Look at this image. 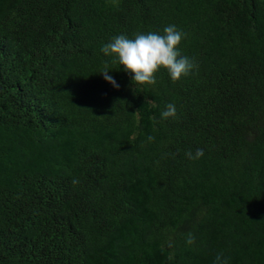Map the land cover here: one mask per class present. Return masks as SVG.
Returning a JSON list of instances; mask_svg holds the SVG:
<instances>
[{
    "label": "trees",
    "instance_id": "obj_1",
    "mask_svg": "<svg viewBox=\"0 0 264 264\" xmlns=\"http://www.w3.org/2000/svg\"><path fill=\"white\" fill-rule=\"evenodd\" d=\"M171 24L196 63L179 81L101 51ZM219 253L264 264V0H0V264Z\"/></svg>",
    "mask_w": 264,
    "mask_h": 264
},
{
    "label": "clouds",
    "instance_id": "obj_2",
    "mask_svg": "<svg viewBox=\"0 0 264 264\" xmlns=\"http://www.w3.org/2000/svg\"><path fill=\"white\" fill-rule=\"evenodd\" d=\"M184 38L185 33L171 24L165 26L162 33L156 31L137 33L134 38L123 34L115 36L102 46L101 51L110 57L112 62L118 64L120 70L130 75L132 83L154 86L157 83V73L161 69L167 71L170 79L175 82L187 77L196 68L194 58L181 53L180 44ZM110 72L112 71H109L108 64H105L100 74L112 87L118 89L119 84L109 74ZM176 116V105L172 103L167 104L161 113L162 119ZM203 155V149H197L195 154L187 153L189 159H199ZM215 260L216 264H227V258L222 253L217 254Z\"/></svg>",
    "mask_w": 264,
    "mask_h": 264
}]
</instances>
